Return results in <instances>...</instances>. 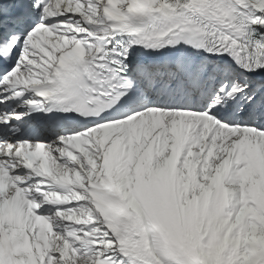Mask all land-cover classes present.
Here are the masks:
<instances>
[{"label":"snow or ice","instance_id":"snow-or-ice-1","mask_svg":"<svg viewBox=\"0 0 264 264\" xmlns=\"http://www.w3.org/2000/svg\"><path fill=\"white\" fill-rule=\"evenodd\" d=\"M0 264H264V0H0Z\"/></svg>","mask_w":264,"mask_h":264}]
</instances>
